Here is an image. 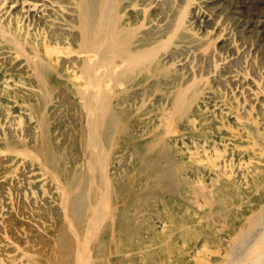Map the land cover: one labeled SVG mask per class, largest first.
Masks as SVG:
<instances>
[{
    "label": "bare ground",
    "instance_id": "1",
    "mask_svg": "<svg viewBox=\"0 0 264 264\" xmlns=\"http://www.w3.org/2000/svg\"><path fill=\"white\" fill-rule=\"evenodd\" d=\"M157 1L159 0H151L148 5L155 4ZM182 1L181 7L185 18L193 9L196 11L199 7L198 0ZM87 4L88 0H0V96H4L7 101L5 104L0 103V183L5 184V190H0V235L6 237L9 246H12V249L0 251V253L3 256L6 255L8 261H13V264H25L22 254H18L17 259H14V252L19 247L16 236H13V232L18 227L14 220L18 219L17 215L21 212L15 208V205L19 206L15 200L18 194L23 197L24 202L30 201L31 214L35 213L36 216L42 217L50 213V215L63 216L68 220L69 215L78 216L81 213L84 202L82 191L77 192L74 188L79 189L78 187L83 185L85 180L90 181L89 177L86 179L83 172L78 174L77 171L68 180L62 175L61 165L53 155L42 156L41 153L36 152L37 150H33L30 144L41 143L42 145L46 132L41 127L43 124L40 122V126L27 106V102L45 97L49 92L47 87L55 85L67 91L71 101L79 108H84L86 99L92 97L101 108V117L96 126V132L101 139H105L110 130L114 112L136 101V96L133 94L126 95V84L122 76L126 71L128 73L126 68L128 54L124 53L120 44L116 43L117 32H112L113 28L112 33H109L111 40L115 42V49L109 53L100 51L96 45L97 41L90 38L94 32H90V36L87 34ZM137 4V1L129 0L117 12L116 18L119 19L121 28L129 25L127 18L129 11L135 9L133 12L138 13L139 5ZM144 7L145 10L148 9L147 5ZM76 19L77 21L82 19L81 27L71 21ZM221 20L215 21L218 34H213L214 31H212L206 32V35L210 44L220 39L228 40L232 49L241 57L240 68H228L222 72L224 80L239 82L235 87L224 89L212 83L217 76V70L221 68L222 59L212 64L214 66L212 73L205 75L199 71L196 62L191 63L190 54L172 55L171 51H165L159 57L162 63H169L170 66L176 67L180 76L187 74V85L193 91L192 109L177 120L176 113L174 114V111L168 107H163L161 114L155 111L154 107L146 112L148 117L157 118L155 130L158 132L159 141L169 146V154L181 164L175 169L174 175L179 192L185 201L181 205L173 204L177 217L160 219L157 221L158 224L145 223L146 229L142 238L158 236L161 244L169 245L173 241L177 242L182 232L178 227H181L185 231L181 238L183 253L180 257L178 256L180 264H264V210L263 220L260 223L257 222L256 229L244 240H237L239 237L236 236L229 250L226 244H232V236L216 234L218 219L223 211L242 208L245 212L249 207L250 197L264 199V70H260L255 61H252L253 59L248 60L249 51L234 40L227 24ZM99 25L96 27L101 26ZM137 27L136 30H138ZM99 30L102 31V29ZM101 31L98 33L96 31V33L99 34ZM116 31H118L117 28ZM75 32L78 34L77 37H73ZM196 50L198 51L194 47L191 53L195 54ZM189 63L191 66L188 69ZM138 67L139 65L136 68ZM202 81L208 82L209 86L201 87L199 84ZM184 92L186 94V90ZM50 105L53 107L50 111L57 112V106L53 103H47L46 107ZM108 109L114 112L109 113ZM82 120L83 118L79 119L80 122ZM179 123L190 131L189 137L183 136ZM68 131H74L70 123L64 124L60 135H53V138L59 140ZM7 139L15 141L17 147L8 146ZM86 148H88L87 145ZM77 156L81 163L87 160L83 152H78ZM127 158L122 148L110 144L105 150L106 160L94 168L90 165L91 171L99 173L97 180L104 181L103 178L105 179L104 184L96 185L95 188L99 193L108 195L107 199L103 197V202L108 207L109 213H114L111 208L117 184L123 183L129 171L132 170L131 168L129 171L123 169L122 159H125L126 163H131L130 158ZM174 175H172L173 178ZM92 186L95 185H90V190ZM193 194H197L202 199V202L195 206L190 205ZM7 208L11 210H9L12 214L10 217L6 216ZM244 212L241 215L245 216ZM246 216L249 218L251 215ZM143 221H147V218H143ZM99 227L100 225L95 230L97 234L102 229ZM35 229L41 230L39 224H36ZM48 232L41 233L43 234L42 239L48 237ZM238 235L241 237L242 234ZM187 238L201 239L200 246L201 249L206 247V254L211 252V250L208 251L207 245L215 239L218 242L222 241L225 246L223 251H220V247L218 248L220 244H216L214 246L216 251L212 252L215 256L212 258L207 255L196 257L198 254L192 253L189 247L184 246ZM19 250L22 252V249ZM138 252H140L138 241L132 246L125 247L123 249L124 260H121L120 264H144ZM94 253L93 248L87 252L89 264L95 263ZM27 256H32V254H27ZM156 257L153 259L155 264L169 263V258L165 255Z\"/></svg>",
    "mask_w": 264,
    "mask_h": 264
},
{
    "label": "rangeland",
    "instance_id": "2",
    "mask_svg": "<svg viewBox=\"0 0 264 264\" xmlns=\"http://www.w3.org/2000/svg\"><path fill=\"white\" fill-rule=\"evenodd\" d=\"M117 1L88 0L87 4L86 27L88 36L94 32L90 36L91 40L97 41L96 45H98L100 51L109 53V51L115 49V42L111 40L109 33L117 32L116 43L120 44L121 50L128 54L126 61L128 73L126 71V74L124 73L122 76L126 84V95L129 93L136 96V101L125 108L117 109L116 112L108 109L109 113L114 112V114L106 138L101 139L96 132V126L101 117V108L92 97L86 99L84 108H79L71 101L67 91L61 86L55 85L47 87L49 92L45 97L27 102V106L39 124L40 122L43 124V126L41 124L40 126L46 132L42 145L41 143L30 144L33 150H37L36 152L41 153L42 156L53 155L61 165L62 175L68 180L77 171L78 174L83 172L86 179L90 178V181L85 180L83 185H78L79 189L74 188L77 192L82 191L84 202L81 213L78 216L69 215L70 218L68 220L63 216L50 215V213H46L42 217L36 216L35 213L31 214L30 201L24 202L23 197L19 196V194L17 197L15 196V200L19 204V206L15 205V208L18 211L21 210V212L17 215L18 219L14 220L18 227L13 232V236H16L15 238L19 243L17 248L22 249V252L16 248L14 259H17L18 254H22L25 264H89L87 252L91 248L95 252L94 264H120L121 260H124L123 249L127 246H132L136 241H138V250L140 251L138 254L141 255L144 264H155L153 259L154 257L157 258L156 256L158 255H165L166 258H169L168 262L170 264H180L178 256L180 257L183 253V241L181 238L185 229L178 227L182 231L180 232L181 235L177 242L173 241L169 245L161 244L158 236L155 238L153 236L142 238V234L146 229L145 223L158 224L157 221L160 219L166 220L177 217L173 204L181 205L185 201L179 192L178 184L176 183L177 179L174 175L175 169L180 167L181 164L171 157L169 146L159 141L158 132L155 130L157 118L148 117L146 112L154 107V110L161 114L162 108L168 107L174 111V114L176 113L175 118L177 120L192 109L191 96L193 91L187 85V74H184L183 77L180 76L176 67L170 66L169 63H162L159 57L165 51H171L172 55L190 54L191 63L196 62L199 66V71L205 75L212 73L214 71L213 65L222 59L221 68L217 70V76L212 80V83L224 89L235 87L239 82L224 80L222 72L228 68H240V64L242 65L241 57L232 49L228 40L220 39L215 41L214 44H210L206 35L212 31H214L213 34H218L215 21L222 19L221 21L227 24L229 33L234 40L249 51L247 53L248 60L253 59L252 61H255L257 67L260 70H264V0H198V9L196 11L193 9L186 18L181 7L183 5L182 0H159L152 5H148L151 0H135L138 2L139 11L138 13L133 12L135 9H132L133 11L127 13L129 25L124 26V28H121L122 25H120V21L116 17L117 12L129 0ZM102 2H104V6ZM146 5L148 7L147 10L144 9ZM144 14L146 15L145 17L143 16ZM102 17L105 20H102ZM71 21L77 26L80 25L79 27L83 25L82 19ZM96 25L101 28H97ZM136 26L140 28L137 27L138 30H136ZM132 27L134 28L133 32L131 31ZM116 28L118 31H116ZM99 29H102V31ZM95 30L97 33L98 31L101 32L97 34ZM77 36L76 32L73 33V37ZM178 37L179 39L176 40L175 38ZM194 47L198 51L196 50L197 52L192 54L191 50ZM191 63H189L187 68L191 66ZM138 65L139 67L136 68ZM187 68L185 70L189 72V68ZM37 84L41 86L39 83ZM138 85L140 88H138ZM199 85L208 87L209 83L202 81ZM183 89L184 91L186 90L187 95ZM100 100L102 101L101 98ZM6 102L5 97L0 96V103L5 104ZM49 102L57 106V112L52 111V113L50 111L53 108L51 107L52 105L46 107ZM175 106H177V110ZM181 108L183 109L181 110ZM13 109L15 110L16 108L14 107ZM41 115L44 123L41 120ZM81 118L83 120L80 122L79 119ZM69 123L70 126L74 127V131H68L59 140H55L53 135L59 136L60 132L63 131V125ZM179 127L183 130V136L189 137L190 131H187L182 123H179ZM6 143L10 147H17L16 142L11 141V139H7ZM110 144L111 146L122 148L125 152V158H130L131 163H126L125 159L121 160L123 169L126 171H129L130 168L132 169L123 183L117 184L118 187L112 200L111 208L114 213H109L108 207L103 202V197L105 196L107 199L108 195L99 193L95 188L96 185L104 184L105 179L103 178L104 181L97 180L99 173H94V171L90 170L91 166L94 168L106 160L105 150ZM86 145L90 149L86 148ZM78 152L85 153L87 160L84 163L79 161ZM134 171L135 173H133ZM172 175H174V178ZM89 183L90 185H95L92 186V190H90ZM4 187L5 184L0 183V190H5ZM175 187H177V190H175ZM70 189L74 190L73 188ZM193 195L190 205L195 206V204L202 202L201 197L197 194ZM248 200L249 207L245 212L242 211V208H233L228 212L223 211L219 216L216 234L232 236V244H226L227 250L235 242L233 240H236V236L239 237L237 240H244L248 237V234L256 229L258 223L263 220L264 199L250 197ZM7 209L8 214L6 216L10 217L12 215L10 213L11 210L10 208ZM243 212L251 216L248 218L246 215H241ZM143 218H147V221H143ZM90 221L91 223H89ZM36 224L41 227L40 231L35 229ZM98 225H100L99 229L102 228L101 231L98 229L100 231L99 234L95 233ZM47 231H49L48 237L42 239L43 234L41 233ZM112 231L114 234H111ZM239 233L242 234L241 237L238 235ZM200 240L198 238H187L184 245L189 247V251L192 253L198 254L196 257L207 255L212 258L215 256L212 252L216 251L214 247L216 244H220L218 245L220 251H223L225 246L222 241L218 242L215 239V241L207 245L208 251L211 250V252L206 254V247L201 249ZM8 249H12V246H9L6 237L0 235V251L3 252ZM109 249L110 252H108ZM26 253L32 254V256H27ZM107 255L109 256L107 257ZM0 263L13 264V261L9 262L6 255L3 256L0 253Z\"/></svg>",
    "mask_w": 264,
    "mask_h": 264
}]
</instances>
